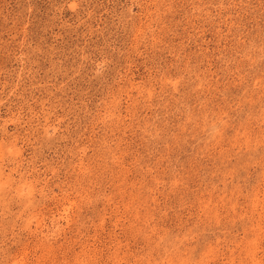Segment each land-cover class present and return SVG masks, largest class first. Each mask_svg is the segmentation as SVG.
I'll return each instance as SVG.
<instances>
[{
  "label": "rangeland",
  "instance_id": "rangeland-1",
  "mask_svg": "<svg viewBox=\"0 0 264 264\" xmlns=\"http://www.w3.org/2000/svg\"><path fill=\"white\" fill-rule=\"evenodd\" d=\"M0 264H264V0H0Z\"/></svg>",
  "mask_w": 264,
  "mask_h": 264
}]
</instances>
